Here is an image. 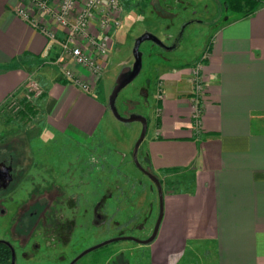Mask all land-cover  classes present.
Here are the masks:
<instances>
[{
  "label": "crops",
  "instance_id": "crops-1",
  "mask_svg": "<svg viewBox=\"0 0 264 264\" xmlns=\"http://www.w3.org/2000/svg\"><path fill=\"white\" fill-rule=\"evenodd\" d=\"M21 1L0 0V108L13 98L20 108H36L45 127L100 143L96 129L108 108L96 87L101 76L89 91L65 79L52 61L57 46L44 55V35L16 12ZM204 45L199 122L189 101L192 61L161 68L146 97L151 129L143 152L166 189L169 235L149 264H176L188 243L205 245L212 264H264V0L217 24ZM29 78L42 93L27 104ZM180 173L188 182L172 177Z\"/></svg>",
  "mask_w": 264,
  "mask_h": 264
},
{
  "label": "rangeland",
  "instance_id": "rangeland-1",
  "mask_svg": "<svg viewBox=\"0 0 264 264\" xmlns=\"http://www.w3.org/2000/svg\"><path fill=\"white\" fill-rule=\"evenodd\" d=\"M122 3L120 22L110 29L108 59L96 87L107 102L117 73L133 61L135 38L145 31L154 33L162 44L150 39L140 42L141 68L115 98L122 116L140 113L150 118L146 97L156 91L159 70L172 62L194 63L205 50L208 33L238 11L232 10L227 0ZM35 109L30 105L14 109L8 103L0 108V159L11 162L14 177L0 188V238L12 244L15 264H67L80 250L104 239L147 237L160 204L156 185L132 156L141 122L121 120L108 106L96 129L101 142L84 144L75 136L45 127L43 116ZM146 128L149 133L150 122ZM145 137L136 156L146 168ZM176 176L172 174L188 182L187 174ZM63 182L68 195L56 203ZM161 188L163 215L166 189L162 184ZM56 218L71 220L61 238L56 236ZM161 222L162 216L148 242L111 240L85 252L75 264H149V253L155 246L156 252H163L161 240L169 236ZM204 251L205 245L191 247L188 243L176 264H212Z\"/></svg>",
  "mask_w": 264,
  "mask_h": 264
},
{
  "label": "built area",
  "instance_id": "built-area-1",
  "mask_svg": "<svg viewBox=\"0 0 264 264\" xmlns=\"http://www.w3.org/2000/svg\"><path fill=\"white\" fill-rule=\"evenodd\" d=\"M122 8V0H22L16 12L44 35V55L49 54L54 44L57 46L52 61L58 65L61 75L89 91L96 85L107 62L112 41L110 29L119 24ZM207 56L204 50L189 67V101L196 122H199L203 104V61ZM72 64L82 70L74 69ZM26 87L27 99L42 93L36 79L29 78ZM158 96H161L160 91ZM8 104L14 109L20 108L13 98Z\"/></svg>",
  "mask_w": 264,
  "mask_h": 264
},
{
  "label": "water",
  "instance_id": "water-1",
  "mask_svg": "<svg viewBox=\"0 0 264 264\" xmlns=\"http://www.w3.org/2000/svg\"><path fill=\"white\" fill-rule=\"evenodd\" d=\"M144 39H150L152 41H155L159 44H162V41L152 32L150 31H145L142 34H140L139 36H137L134 40L133 46H132V53H133V61L130 65H125L123 67H121V69L119 70V72L116 75L115 78V82L114 85L108 95V106L111 109L112 113L115 115V117L121 119V120H125V121H130V120H139L141 122V131L140 134L138 136V138L136 139L135 143H134V147H133V151H132V156H133V160L136 163V165L144 172L147 174V176L154 182V184L156 185V189H157V193H158V197H159V204H160V208H159V213L158 216L156 218L154 227L151 231V233L145 237V238H136L132 235H119V236H114V237H110L107 239H104L102 241H99L97 243H94L90 246L85 247L84 249H82L77 255H75L69 262L68 264H72L78 257H80L82 254H84L85 252L98 247L106 242H109L111 240H115L118 238H131L134 239L136 241L139 242H148L150 241L156 234V231L158 229V225L162 216V188H161V183L159 180V177L152 171L148 170L147 168H145L137 159L136 156V152L138 149V145L141 142V140L144 137L145 131H146V127H147V118L145 115L140 114V113H130L127 116H122L116 109L115 106V98L116 95L118 93V91L128 82L130 81L140 70L141 68V55H142V51L139 49V44L142 40ZM10 169H11V165L10 164H6L3 161H0V186H5L10 178H11V173H10ZM0 240H3L5 242H7L10 246L11 249V260H10V264H14V248L12 247L11 243L4 239V238H0Z\"/></svg>",
  "mask_w": 264,
  "mask_h": 264
},
{
  "label": "trees",
  "instance_id": "trees-1",
  "mask_svg": "<svg viewBox=\"0 0 264 264\" xmlns=\"http://www.w3.org/2000/svg\"><path fill=\"white\" fill-rule=\"evenodd\" d=\"M229 7L238 13L246 14L255 8L258 0H227ZM29 101H27V104ZM26 106V103H25ZM23 108H20L22 110ZM146 168L150 170V167ZM160 182L162 181L159 179ZM0 264H10V246L7 242L0 240Z\"/></svg>",
  "mask_w": 264,
  "mask_h": 264
},
{
  "label": "flooded vegetation",
  "instance_id": "flooded-vegetation-1",
  "mask_svg": "<svg viewBox=\"0 0 264 264\" xmlns=\"http://www.w3.org/2000/svg\"><path fill=\"white\" fill-rule=\"evenodd\" d=\"M0 161H3V162H5L6 164H10V165H11V169H10L11 178H10L9 182H8L5 186H0V188H4V187H6V186L12 181V179L14 178V177H13V174H12V168H13V166H12V164H11L10 161L6 162V161H4V160H2V159H0ZM61 188H62L63 191H62V194H61L60 196H58V199H57L56 203H59V202L62 203V201H63L64 198H65V195L67 194V191H66V188H65L64 182L62 183V187H61ZM67 195H68V194H67ZM62 199H63V200H62ZM61 200H62V201H61ZM94 203H96V200H94ZM94 208H95V206H94ZM61 220H62V221H60V220L57 219V218L53 220L55 223L57 222V223H58V226H59V227H58L59 229L56 231V232H57L56 236H57L58 238H61L62 236L65 235V233H66V231H67V230L65 229V225H66L67 222H69V221L71 222L70 219H62V218H61ZM6 240H7V239H6ZM9 242H10V241H9ZM11 245H12V244H11ZM12 247H13V246H12ZM83 249H84V248H83ZM80 251H81V250H80ZM80 251H79V252H80ZM79 252H78V253H79ZM78 253H76L75 255H77ZM14 254H15V252H14ZM75 255H74V256H75ZM82 255H83V254H82ZM82 255H81V256H82ZM74 256H73V257H74ZM78 258H79V257H78ZM78 258H77V259H78ZM71 259H72V258H71ZM71 259H70V260H71ZM77 259H76V260H77ZM10 260H11V249H10ZM70 260H69V261H70ZM76 260H75V261H76ZM75 261H74L72 264H75ZM14 264H15V257H14ZM67 264H68V263H67Z\"/></svg>",
  "mask_w": 264,
  "mask_h": 264
}]
</instances>
